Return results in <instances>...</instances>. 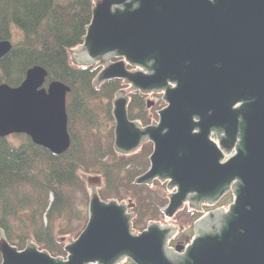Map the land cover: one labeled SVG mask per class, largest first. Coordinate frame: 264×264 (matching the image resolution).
<instances>
[{
  "label": "water",
  "instance_id": "1",
  "mask_svg": "<svg viewBox=\"0 0 264 264\" xmlns=\"http://www.w3.org/2000/svg\"><path fill=\"white\" fill-rule=\"evenodd\" d=\"M202 1L94 0L84 43L71 55L78 66L101 68L96 88L123 80L131 91L164 93L168 106L159 124L131 120L125 90L116 94L112 116L118 153L154 144L150 167L135 182L168 181L175 191L163 211L167 219L188 201L198 209L214 206L233 190L229 210L203 216L193 242L175 250L169 247L174 226L151 222L135 233L134 203L103 200L101 178L86 176L89 220L66 245L67 257H53L30 240L19 250L0 229L1 264H264V0H216L219 22L185 19L186 7ZM11 49L1 41L0 59ZM47 77L36 65L20 86L0 84V138L27 135L59 156L71 147V89L60 81L46 86ZM215 129L224 132L219 145L211 137Z\"/></svg>",
  "mask_w": 264,
  "mask_h": 264
},
{
  "label": "trees",
  "instance_id": "2",
  "mask_svg": "<svg viewBox=\"0 0 264 264\" xmlns=\"http://www.w3.org/2000/svg\"><path fill=\"white\" fill-rule=\"evenodd\" d=\"M93 4L94 0H0V42L14 41L11 51L0 59V84L18 87L27 71L39 65L48 72L46 86L60 81L71 89L67 95L71 147L65 154L55 156L35 145L27 135H16L21 139L19 143L0 138V229L19 250H24L30 240L53 257H67L65 240L80 234V224L74 225L73 221L84 219L83 229L88 221L86 213L77 209L74 196V192L81 191L88 200L87 175L101 178L98 191L103 200L122 202L131 198L135 205L134 232L140 233L151 222L159 223L166 218L162 209L169 200L149 186L135 182L148 170L149 160L130 170L128 167L138 155L116 151L114 129L106 143L98 137L93 145L78 139L74 129L78 114L88 116V124L96 123L93 121L96 113L89 108L96 101L107 103L106 117L114 122L112 102L126 88L122 80H111L96 88L94 80L100 68L78 66L72 61L71 51L84 43ZM128 95L130 119L150 124L147 95L140 91H130ZM152 150L151 143L142 146L147 159ZM200 216L183 209L175 219L182 225H194ZM121 264L135 263L130 260Z\"/></svg>",
  "mask_w": 264,
  "mask_h": 264
},
{
  "label": "rangeland",
  "instance_id": "3",
  "mask_svg": "<svg viewBox=\"0 0 264 264\" xmlns=\"http://www.w3.org/2000/svg\"><path fill=\"white\" fill-rule=\"evenodd\" d=\"M13 29H15V27H13ZM21 38V34H19V36ZM14 43V41L12 40V44ZM72 57V55H71ZM72 61H73V57H72ZM74 63V62H73ZM75 64V63H74ZM127 93H129V89L125 88L124 89ZM162 95L158 94L155 96H147L146 98V103L147 102H151V103H156L162 99ZM90 109H92L93 111H95L96 115H95V119L93 120L94 122H96L93 125L88 124V120L89 117L88 116H83L82 114H78L75 118V125H74V129L76 131V133L78 134V139H80L82 142H85L87 145H93L95 143V141L97 140L98 137H100L101 142L106 143L107 140V136H109L110 132L112 129L115 128V122H109L107 117H106V109H107V103L105 101H96V102H91ZM112 108H113V102H112ZM82 110L84 111L85 109L82 107ZM154 110H152L153 112ZM154 113V112H153ZM140 123V125L142 126L143 124L140 121H137ZM113 135H114V130H113ZM16 135H11L8 137V140L10 142L13 143H19L21 142V139L18 137H15ZM133 155H138V157L134 156V164L132 163L128 169H133L134 166L137 167V165L144 163H147V161L149 159H147L146 157H144V155L142 154V148H140L139 150H137L136 152H134L133 154H130L129 156H133ZM143 159V160H141ZM150 162V161H149ZM148 169V168H147ZM144 174V173H143ZM88 176H92L95 177L96 175H87ZM86 180V177H85ZM87 183V180H86ZM152 190H154L155 192L158 193V195L162 198H167L169 200V195L173 192V190H170L167 186V182L165 181H156L153 185L149 186ZM87 191H88V200L87 198L83 195V192L81 191H76L74 192V196H75V202H76V207L78 210L82 211L83 213H86V219L88 217L89 220V202H90V196H91V189L88 187L87 184ZM233 196H229L226 197L222 202L221 205H219L218 207L224 206L225 208H228V206L233 202ZM125 204H129V203H133L131 198L128 197L126 198L124 201H122ZM169 202V201H168ZM189 208L188 205L186 207H184V209ZM164 211V208L162 209ZM188 210V209H187ZM132 213V212H130ZM85 217V216H84ZM85 223L84 219L78 220V221H73L74 225H79L80 224V228L78 231V234L80 232V234L82 233L83 229V224ZM86 223H88V221L86 220ZM161 225L167 224V225H171V224H175L174 222H172V220H167L166 218L164 220H162L161 222H159ZM170 223V224H169ZM180 223L178 222V225ZM86 227V226H85ZM190 230H188L189 232ZM138 233V232H135ZM190 233V232H189ZM80 234L78 235V237L80 236ZM77 237V238H78ZM77 238H67L65 241L67 244L71 243L72 241L76 240ZM127 261L124 260L122 261V263H126Z\"/></svg>",
  "mask_w": 264,
  "mask_h": 264
},
{
  "label": "flooded vegetation",
  "instance_id": "4",
  "mask_svg": "<svg viewBox=\"0 0 264 264\" xmlns=\"http://www.w3.org/2000/svg\"><path fill=\"white\" fill-rule=\"evenodd\" d=\"M201 4L202 5H200L199 3L196 2V3L192 4L191 6L186 7V9L183 12L190 13V16H185V17L182 16L184 13H182L179 9L177 10V13L180 14L179 16L184 17L185 19L189 20L191 23L194 22V24L195 23H202V24L215 23V22H217V20L219 22V20L221 18V17L219 18V15H220L219 8L220 7L218 6V3L216 4V0H205V1H202ZM214 5H217V6H214ZM215 15H217V16L215 17ZM192 20H194V21H192ZM113 60L116 61V59H113ZM127 68L130 71H135V70L139 69L138 67L132 66L131 64H128ZM100 70H101V68H100ZM123 82L126 85V88H128V89L131 88V85L126 84L125 81H123ZM168 85L170 87H174V88L177 86V84L173 83V82H168ZM129 91H131V90H129ZM158 94H161L162 96L164 95V93H162V92H153L151 94H147V96H155V95H158ZM162 99L163 100H160V101H158L156 103H151V102H147L146 103V110H147V112L150 115H152V120H151L150 124L142 125L143 127H146V126H149V125H152V124H159V122H160V112L168 106L167 103L164 101L163 97H162ZM158 106H160V107L158 108ZM152 110H154L153 111L154 113L152 112ZM223 136H224L223 130L215 129V130L212 131V136L211 137L214 139V141L218 145L220 143V138H222ZM145 143H151L152 146H153V150H154V144L150 140L145 141L144 144ZM153 150H152V152H153ZM149 161H150V157H149ZM156 181H160V180H155V182ZM165 182L168 183V181H165ZM173 191H175V190H173ZM230 195L233 196V200H235L234 193H233V190H232L228 194H226L214 206L209 205V204H203L198 209V208L193 206L194 202H189L188 201V202L185 203L184 207H186L188 205L189 208H187V209L189 211H195V212L201 214V216L196 220V222H198L203 216H205L206 214H208V213H210L212 211H216L218 209H223L225 211H228L230 205L234 201L228 206V208H225L224 206H221V207H218V206L221 205V202L226 197H229ZM132 210H130V212H132ZM176 215H175V217H176ZM175 217L172 218V219H167L166 218L167 220H172V222H174L175 224H171L170 226H174L176 228L175 234L169 240V247H171V248H173L175 250H177V247H183L185 249L186 247H188L193 242V240L195 238V223L196 222L194 223V225H182V224L178 225V221H177V219H175ZM188 230H190L189 231L190 233L188 232ZM184 249L182 250V252H184ZM126 261H130V260L127 259Z\"/></svg>",
  "mask_w": 264,
  "mask_h": 264
}]
</instances>
